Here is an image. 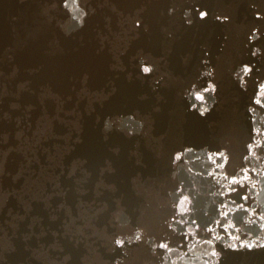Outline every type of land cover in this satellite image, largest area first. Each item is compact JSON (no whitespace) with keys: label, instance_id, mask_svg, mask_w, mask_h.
Returning <instances> with one entry per match:
<instances>
[{"label":"snow or ice","instance_id":"1","mask_svg":"<svg viewBox=\"0 0 264 264\" xmlns=\"http://www.w3.org/2000/svg\"><path fill=\"white\" fill-rule=\"evenodd\" d=\"M66 6H67V5H66ZM200 16L203 17V16H204V12H200ZM143 71H144L145 73H147V72L151 71V69L148 68V67H145V68L143 69Z\"/></svg>","mask_w":264,"mask_h":264},{"label":"clouds","instance_id":"2","mask_svg":"<svg viewBox=\"0 0 264 264\" xmlns=\"http://www.w3.org/2000/svg\"><path fill=\"white\" fill-rule=\"evenodd\" d=\"M205 15H206V13H204V16H205ZM204 16H203V17H204ZM203 17H201V18H203Z\"/></svg>","mask_w":264,"mask_h":264}]
</instances>
